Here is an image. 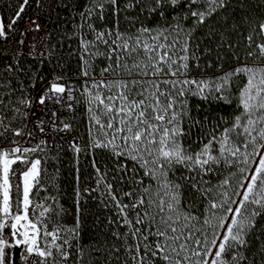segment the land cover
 Returning a JSON list of instances; mask_svg holds the SVG:
<instances>
[{
	"label": "snow or ice",
	"instance_id": "snow-or-ice-1",
	"mask_svg": "<svg viewBox=\"0 0 264 264\" xmlns=\"http://www.w3.org/2000/svg\"><path fill=\"white\" fill-rule=\"evenodd\" d=\"M0 264H264V0H0Z\"/></svg>",
	"mask_w": 264,
	"mask_h": 264
},
{
	"label": "trees",
	"instance_id": "trees-1",
	"mask_svg": "<svg viewBox=\"0 0 264 264\" xmlns=\"http://www.w3.org/2000/svg\"><path fill=\"white\" fill-rule=\"evenodd\" d=\"M73 47H75V44L73 45ZM75 68H76V61H75V59H73V60L71 61V67H70V70H69L70 73H71V72H74V71H75ZM73 78H74V77H73ZM66 155L71 156V153H67ZM61 167H62V169H63V175H65V176H69V181H68L69 188H68V191H69V193H71V190H72L71 185H72V183L74 182V181L72 180V176H74V169H72V170L70 171V169H69V167L67 166V164L62 165ZM64 202L67 203V201H64Z\"/></svg>",
	"mask_w": 264,
	"mask_h": 264
},
{
	"label": "built area",
	"instance_id": "built-area-1",
	"mask_svg": "<svg viewBox=\"0 0 264 264\" xmlns=\"http://www.w3.org/2000/svg\"><path fill=\"white\" fill-rule=\"evenodd\" d=\"M27 16H34V12H33L32 9H26V16H25V18H24L25 20H26ZM20 23H21V26L23 27L24 21H21ZM72 78H73V77H72ZM73 79H74V78H73Z\"/></svg>",
	"mask_w": 264,
	"mask_h": 264
}]
</instances>
